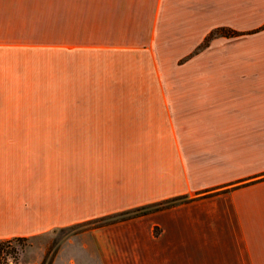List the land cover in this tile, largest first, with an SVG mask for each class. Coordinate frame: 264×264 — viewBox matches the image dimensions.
I'll return each instance as SVG.
<instances>
[{
	"label": "crops",
	"instance_id": "obj_1",
	"mask_svg": "<svg viewBox=\"0 0 264 264\" xmlns=\"http://www.w3.org/2000/svg\"><path fill=\"white\" fill-rule=\"evenodd\" d=\"M86 222L91 264H264V0H0V240Z\"/></svg>",
	"mask_w": 264,
	"mask_h": 264
},
{
	"label": "rangeland",
	"instance_id": "obj_2",
	"mask_svg": "<svg viewBox=\"0 0 264 264\" xmlns=\"http://www.w3.org/2000/svg\"><path fill=\"white\" fill-rule=\"evenodd\" d=\"M91 222L25 238L0 240V264H91L78 249L79 234Z\"/></svg>",
	"mask_w": 264,
	"mask_h": 264
},
{
	"label": "trees",
	"instance_id": "obj_3",
	"mask_svg": "<svg viewBox=\"0 0 264 264\" xmlns=\"http://www.w3.org/2000/svg\"><path fill=\"white\" fill-rule=\"evenodd\" d=\"M183 201H186V196L173 197V198L164 200L162 202H158V203H155V204L142 206V207L136 208L134 210H128V211L120 212L118 214H115L114 216H110L105 221L104 220L101 221V223L109 222V221H117V220L129 218V217L137 216V215H140V214H145V213H147L149 211L160 209V208L169 207L171 205H174V204H177V203H180V202H183Z\"/></svg>",
	"mask_w": 264,
	"mask_h": 264
}]
</instances>
